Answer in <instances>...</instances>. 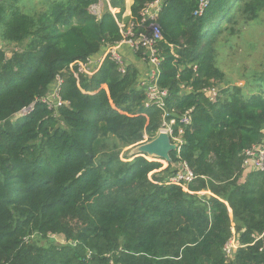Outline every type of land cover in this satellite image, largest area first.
<instances>
[{
	"label": "trees",
	"instance_id": "1",
	"mask_svg": "<svg viewBox=\"0 0 264 264\" xmlns=\"http://www.w3.org/2000/svg\"><path fill=\"white\" fill-rule=\"evenodd\" d=\"M155 1L134 0L133 20ZM22 2L0 0V40L22 47L11 57L0 47V264H264V171L242 170L243 152L264 142V72L248 91L225 85L215 53L261 19L264 0H209L201 16L200 0H163L159 84L175 110L168 121L184 130L181 158L198 176L185 187L169 184L175 165L122 157L163 122L145 107L137 68L121 74L105 59L91 77L71 71L121 41L125 0H106L100 19L89 12L99 0H45L32 14ZM59 74L68 105L37 102L14 119ZM55 235L65 243L40 244Z\"/></svg>",
	"mask_w": 264,
	"mask_h": 264
},
{
	"label": "built area",
	"instance_id": "2",
	"mask_svg": "<svg viewBox=\"0 0 264 264\" xmlns=\"http://www.w3.org/2000/svg\"><path fill=\"white\" fill-rule=\"evenodd\" d=\"M104 2L106 0H99L95 5L89 8V12L96 16L97 19L102 17L104 12ZM209 4V0H200V5L198 10L194 13L195 16H201ZM163 0H156L155 2L149 4L146 9L141 14L140 21H134L133 18L129 22L125 23L121 21L119 23L123 38L121 41L108 45L105 51L99 57L89 58L85 62H78L71 66V71L79 78V75H85L91 77L93 74L99 71L103 65L105 59H110L114 62L118 71L121 74H125L128 67V62L121 49L128 47L135 54L139 55L142 60L147 62L150 67V72L147 77L140 79L137 87L145 92L146 100L145 107L156 108L163 112V122L162 126L158 132H166L169 134L171 142L177 144V154L178 162L174 163L176 172L170 176L169 184L177 186H188L193 183L198 176L193 172L190 166L182 160L181 149L184 145V130L179 129L176 134L173 126L176 124V120L172 119L168 121V118L172 113L175 112L174 109L170 110L168 108V100L170 99V92L168 89H164L159 84L160 68L163 59L159 55V43L163 40V34L160 25L157 23V17L162 9ZM113 11V10H112ZM10 54V53H9ZM7 53V55H9ZM9 57V56H8ZM197 68L194 67V70ZM64 84V79L61 74L57 75L54 82L50 86L49 92L39 99L38 101L24 107L23 109L15 115L14 119L23 118L32 113L35 109L37 102H41L47 106L51 111L58 112L59 109L68 105L66 101L62 98V87ZM182 89L191 91V87L182 86ZM209 94L211 101H215L218 96L217 88H209L205 90ZM192 110L186 112L184 116L180 118L181 124L184 126L190 125L192 122L191 117ZM148 137L141 144L148 142ZM148 161H159L162 162L164 166L161 170L168 167L169 163L165 160H159L158 158H152L148 155H143ZM161 170L155 171L160 172ZM242 170L244 174L263 172L264 171V142L262 144L254 145L243 152V164ZM152 176V174H151ZM150 176V177H151ZM210 195V192L207 191ZM207 192H202L201 194H207ZM255 241H258L263 237L254 236ZM236 235H234L225 244L224 252L229 260L233 258L234 251L239 248Z\"/></svg>",
	"mask_w": 264,
	"mask_h": 264
},
{
	"label": "rangeland",
	"instance_id": "3",
	"mask_svg": "<svg viewBox=\"0 0 264 264\" xmlns=\"http://www.w3.org/2000/svg\"><path fill=\"white\" fill-rule=\"evenodd\" d=\"M22 4L29 9L24 10L26 14L42 12L47 8L45 0H23ZM215 48L217 63L225 73L226 82L224 84L237 85L248 91L252 81L264 72V13L257 23L248 24L238 35L220 39ZM10 56H12L11 52ZM133 149L132 147L125 148L122 157L131 156ZM208 195L207 192L206 196ZM51 243L63 244L65 239L63 236L55 235L40 241L41 245Z\"/></svg>",
	"mask_w": 264,
	"mask_h": 264
},
{
	"label": "water",
	"instance_id": "4",
	"mask_svg": "<svg viewBox=\"0 0 264 264\" xmlns=\"http://www.w3.org/2000/svg\"><path fill=\"white\" fill-rule=\"evenodd\" d=\"M176 150L177 144L171 142L169 134L160 132L153 140L134 147L131 156L146 154L149 157L165 160L169 164L174 165L171 153Z\"/></svg>",
	"mask_w": 264,
	"mask_h": 264
},
{
	"label": "crops",
	"instance_id": "5",
	"mask_svg": "<svg viewBox=\"0 0 264 264\" xmlns=\"http://www.w3.org/2000/svg\"><path fill=\"white\" fill-rule=\"evenodd\" d=\"M125 2H126V10H125L124 15H123V22L127 23L132 18L131 6H132L134 0H125ZM0 47H2L4 50H6L8 54L10 52H12L13 49L20 50L22 48L20 45H17V44L10 45L7 47L6 44L4 45L1 40H0ZM121 51H122V54L124 55V57L126 58L128 65L134 66L137 68L141 79L148 76V74L150 72V67L147 64V62L142 60L139 55L132 52V50L129 49L128 47L122 48ZM8 56L11 57L10 54Z\"/></svg>",
	"mask_w": 264,
	"mask_h": 264
}]
</instances>
